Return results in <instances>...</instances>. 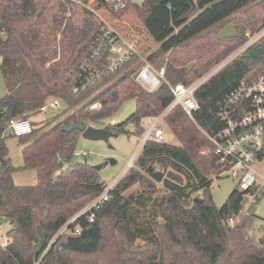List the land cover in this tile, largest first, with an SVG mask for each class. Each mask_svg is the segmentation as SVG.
I'll return each instance as SVG.
<instances>
[{"label": "trees", "instance_id": "1", "mask_svg": "<svg viewBox=\"0 0 264 264\" xmlns=\"http://www.w3.org/2000/svg\"><path fill=\"white\" fill-rule=\"evenodd\" d=\"M85 3L0 0V73L6 87L0 97V215L10 224L5 234L9 242L0 244V264H264V241L246 232L254 216L244 211L252 191L236 188L220 207L213 203L210 177L220 167L208 140L225 126L220 109L228 94L264 72V34L196 88L192 118L180 106L167 113L164 122L179 144L146 141L134 167L92 211L93 220L86 214L68 224V233H58L105 188L93 165L72 160L81 133L61 131V124L78 119L89 125L134 98L135 111L107 128L116 134L133 122L142 133V117L160 114L172 101L167 83L192 84L245 44L248 35L242 29L223 36L221 48L211 51L213 33L232 23V15H247L252 33L264 28V0H143L117 12L99 2L94 8L110 15L101 16L115 30L136 40L146 60L171 54L164 63L167 83L144 90L133 77L141 64L133 57L105 75L98 89L75 92L83 60L98 49L95 64L101 67L107 55L103 22ZM191 50L197 60H182ZM53 97L67 105L64 112L74 109L61 119L54 116L55 123L42 131L32 120V131L18 136L23 162L36 172L37 181L17 185L4 136L7 122L31 118ZM95 103L100 106L92 107ZM257 157L264 159V128ZM134 185L137 194L126 193ZM148 205L150 215L140 221L135 207L145 210ZM38 228L46 241L36 253Z\"/></svg>", "mask_w": 264, "mask_h": 264}, {"label": "built area", "instance_id": "2", "mask_svg": "<svg viewBox=\"0 0 264 264\" xmlns=\"http://www.w3.org/2000/svg\"><path fill=\"white\" fill-rule=\"evenodd\" d=\"M99 2L107 5L110 10L117 12L124 9L129 0H87V3L84 4L103 22L101 38L104 40V45H106L107 55L105 60L101 62V67L95 64L99 57L98 49L92 52L90 58L83 60L80 65L81 72L78 76L81 79V86L75 88L74 91L98 89L105 75L115 72L133 57H137L141 61L139 67L133 72V77L144 90L150 92L155 90L161 82L167 83L164 77V65L159 68L154 67L152 62L143 57L136 40L128 39L106 22L100 14L101 9L94 8ZM224 65V63L220 65L214 72ZM87 72H89V75L86 74ZM209 76L189 85H170L167 83L173 99L160 114L142 117L140 124L143 132L139 146H143L148 140L156 142L163 140L164 117L174 107L180 106L192 118L193 111L197 109L195 90ZM60 104L61 100L59 98H49L39 107L38 112L45 113L48 110H58ZM99 106V103H95L92 107L98 108ZM220 116L225 122L224 128L215 135L208 137L213 146V153L217 157V164L220 167L217 176L231 174L237 180L238 190L243 192L252 191L251 194H247L245 209L248 206V196L254 199L255 195L264 188V175L255 167V161L258 159L257 156L263 145L264 72L250 82L242 81L236 89L231 91L221 106ZM7 128L11 130L13 135L17 136L29 133L33 129L32 119L29 117L11 118L7 122ZM74 154L87 155L84 151H75ZM112 188V185H107L98 196L76 212L61 227L63 231H66L69 223L75 222L86 214H88V220L92 221V211L99 208L108 199L109 191ZM230 224H233L232 220H230ZM73 231L78 233L79 227L76 226ZM8 242L9 239L6 235L0 233V244L5 245Z\"/></svg>", "mask_w": 264, "mask_h": 264}, {"label": "rangeland", "instance_id": "3", "mask_svg": "<svg viewBox=\"0 0 264 264\" xmlns=\"http://www.w3.org/2000/svg\"><path fill=\"white\" fill-rule=\"evenodd\" d=\"M143 0H129L131 4H141ZM104 18L106 16H110L107 13H100ZM247 15L243 14L241 11L232 15L231 22L229 24H224L221 31L218 33H213L212 43L213 49L211 51L216 52L221 48L222 45L221 38L223 36L235 34L242 29L248 35V39L242 46L238 47L235 51H233L230 55L220 61L218 64L214 65L210 71H208L202 77L196 79L194 82L199 80H203L204 78L211 77L216 68H218L223 63L226 65L235 57L240 55L249 45L255 42L260 36L264 34V28L259 29L256 32H250L251 30L248 27L250 23L248 20L245 19ZM131 18V16H130ZM136 23V22H135ZM139 28V27H138ZM138 33V31H137ZM147 38V36H146ZM151 40V39H150ZM149 40V42H150ZM153 42H151L152 44ZM155 44V43H154ZM147 45V42L144 43V46ZM156 45V44H155ZM189 55H182V60H197L196 53L193 52ZM171 55V54H170ZM168 54L158 56L152 62L154 67L159 68L164 65L166 56H170ZM222 68V67H221ZM220 68V69H221ZM219 69V70H220ZM218 70V71H219ZM193 82V83H194ZM122 87L117 86L116 90L120 93ZM6 92V87L3 82L1 73H0V97ZM67 105L61 101L60 108L58 110H48L45 113H37L31 116V119L36 123V127L44 130L55 123L53 119L54 116L60 114L58 119L63 118L66 114L73 111L72 109L67 110ZM136 109V100L134 98H128L124 100L121 105L119 106L118 110L111 115L110 117L103 118L99 121L92 122L89 125H92L97 128H107L109 125L118 124L120 122L125 121ZM52 120V121H51ZM163 140L164 142L171 143V144H179L177 138L173 135L170 131L168 125L164 122L163 126ZM40 131V132H41ZM137 131L136 124L133 122H128L124 125V130L112 135L107 142L102 140H90L82 137L80 134L77 138L76 142V151H84L87 153L86 156L83 155H76L74 154L72 160L73 161H83L86 160L91 165H99L102 164L104 161L108 159H114L115 163L110 164L107 163L103 165L99 170L100 179L105 183V187L107 185H112L113 187L115 184L127 173V171L134 167V161L139 154L141 147L140 138L142 133ZM39 132V131H38ZM143 132V128H142ZM5 142L8 149V158L10 159L11 165L14 167L15 170L11 172L12 181L17 185H33L36 183V172L33 169L27 168L23 162L22 158V144L20 143V139L17 135H13L9 128H6L4 131ZM205 152V149L203 150ZM256 169L264 175V159H256L255 161ZM211 186L210 191L213 199V203L220 207L233 189L237 188V180L231 174H225L221 176H216L215 174L211 175ZM159 190L161 189V184L158 185ZM137 190H139L138 185L132 186L126 193L133 192L137 194ZM257 202L256 199L248 196V204L250 202L255 201V212L254 216L251 218L250 227L246 230L247 234L251 237L258 239L260 236L264 234V188L257 193ZM137 210L138 219L140 221H146L148 216L151 212V207L148 205L147 208L140 209L135 207ZM246 208L244 209V211ZM231 225V224H230ZM10 228V224L8 220L0 215V233L5 235L7 230ZM58 233H68L67 230L63 231V228L59 230ZM54 236L48 243V247L53 243L55 240Z\"/></svg>", "mask_w": 264, "mask_h": 264}, {"label": "water", "instance_id": "4", "mask_svg": "<svg viewBox=\"0 0 264 264\" xmlns=\"http://www.w3.org/2000/svg\"><path fill=\"white\" fill-rule=\"evenodd\" d=\"M60 129H61V131H64V132H71V131H74V130H78L81 133L82 137H84L86 139L102 140V141H105V142H107L108 139L112 135H114V132H112L108 128H97V127H94L92 125H84L78 119L75 122H73V123H68V124L67 123H63V124H61L60 125ZM107 163L114 164L115 160L110 158V159L104 161L102 164L95 165L94 168L98 171L103 165H106ZM59 166L60 167L62 166L61 162L59 163ZM255 205H256L255 201L250 202L248 204V206L246 207V210H245L246 214L254 215ZM38 232L40 234V239L38 240V242H36L34 244V251L36 253H39L42 250L43 245H44V243L46 241V235L42 231L41 228H38ZM258 241L260 243L264 241V234L258 238Z\"/></svg>", "mask_w": 264, "mask_h": 264}, {"label": "crops", "instance_id": "5", "mask_svg": "<svg viewBox=\"0 0 264 264\" xmlns=\"http://www.w3.org/2000/svg\"><path fill=\"white\" fill-rule=\"evenodd\" d=\"M4 94H5V93H4ZM4 94H3V95H4ZM3 95H2V96H3Z\"/></svg>", "mask_w": 264, "mask_h": 264}]
</instances>
